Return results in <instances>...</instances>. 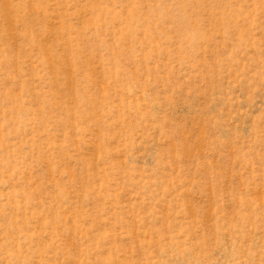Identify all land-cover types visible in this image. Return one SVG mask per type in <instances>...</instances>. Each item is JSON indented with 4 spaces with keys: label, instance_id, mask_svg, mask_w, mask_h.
<instances>
[{
    "label": "rangeland",
    "instance_id": "obj_1",
    "mask_svg": "<svg viewBox=\"0 0 264 264\" xmlns=\"http://www.w3.org/2000/svg\"><path fill=\"white\" fill-rule=\"evenodd\" d=\"M0 264H264V0H0Z\"/></svg>",
    "mask_w": 264,
    "mask_h": 264
}]
</instances>
